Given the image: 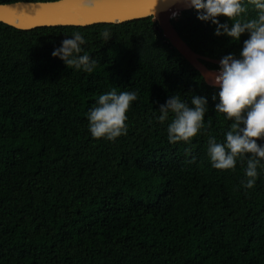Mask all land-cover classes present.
<instances>
[{"label": "trees", "instance_id": "obj_1", "mask_svg": "<svg viewBox=\"0 0 264 264\" xmlns=\"http://www.w3.org/2000/svg\"><path fill=\"white\" fill-rule=\"evenodd\" d=\"M248 7L246 18H255ZM171 24L210 60L238 56L249 38L215 36L193 9ZM156 26L151 18L29 31L0 23V264H264V169L243 189L246 163L211 166L209 135L223 142L230 127L215 112L218 88ZM76 31L98 61L92 73L51 55ZM112 88L138 91L128 133L94 139L86 113ZM176 93L208 100L211 127L188 143H169L168 122L153 118Z\"/></svg>", "mask_w": 264, "mask_h": 264}, {"label": "clouds", "instance_id": "obj_2", "mask_svg": "<svg viewBox=\"0 0 264 264\" xmlns=\"http://www.w3.org/2000/svg\"><path fill=\"white\" fill-rule=\"evenodd\" d=\"M82 13L93 11L98 0H72ZM186 7L197 13L201 22L215 26L214 35L226 36L239 41L244 33L249 38L243 42L239 55L227 54L220 59L219 67L212 74L213 85L218 88L213 97L215 112L230 121L224 133V141L218 142L209 135L207 156L211 166L218 170H235L237 162L246 163L244 179L240 187L252 189L259 178V169H264V0H183ZM251 6L257 13L247 19ZM177 13L172 14L175 18ZM223 16L231 22L221 23ZM104 42L112 34L100 33ZM86 40L79 31L61 42L51 55L59 58L68 67L92 73L98 61L84 51ZM138 100V91H120L116 88L99 95L95 104L86 113L88 131L94 139L114 142L128 133L127 112ZM208 100L204 96L192 95L190 100L179 93L172 94L153 118L161 124L167 123L169 143L191 142L193 137L204 134L211 127V119L205 122Z\"/></svg>", "mask_w": 264, "mask_h": 264}, {"label": "water", "instance_id": "obj_3", "mask_svg": "<svg viewBox=\"0 0 264 264\" xmlns=\"http://www.w3.org/2000/svg\"><path fill=\"white\" fill-rule=\"evenodd\" d=\"M186 7L183 0H98L96 8L89 13L80 12L72 0L52 2H16L0 4V23L17 30L29 31L50 27H88L94 25H114L151 18L166 41L200 74L204 82L214 87L212 74L216 70L207 69L202 62L219 67V62L196 55L180 39L172 20ZM177 13L175 18L172 14ZM217 88V87H216Z\"/></svg>", "mask_w": 264, "mask_h": 264}]
</instances>
